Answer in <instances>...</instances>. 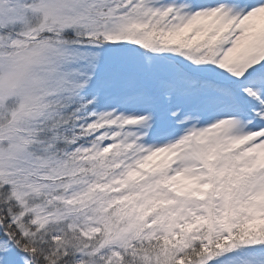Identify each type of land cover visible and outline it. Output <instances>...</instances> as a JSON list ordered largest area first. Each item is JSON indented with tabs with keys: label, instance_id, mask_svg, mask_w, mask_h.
Listing matches in <instances>:
<instances>
[{
	"label": "rangeland",
	"instance_id": "1",
	"mask_svg": "<svg viewBox=\"0 0 264 264\" xmlns=\"http://www.w3.org/2000/svg\"><path fill=\"white\" fill-rule=\"evenodd\" d=\"M176 3L180 21L170 25L169 5ZM175 27L180 32L170 35ZM88 29L118 35L125 46L47 36ZM263 69L264 0H0V183L40 227L98 234L96 248L85 242L79 250L87 264L102 245L110 247L105 264H264ZM210 78L236 92L197 88ZM75 104L99 112L105 131L96 151L127 173L123 195L133 209L119 222L99 213L120 189L118 175L103 181L112 183L110 196L95 195L85 177L67 179L78 167L59 163L41 144L40 132ZM40 149L49 156L40 157ZM61 178L67 182H56ZM152 204L163 216L153 234L176 246L188 242L187 232L171 240L182 231L173 212L198 205L187 229L206 237L205 255L182 263L173 260L178 248L142 254L134 242L143 227L137 220ZM204 208L207 214H197ZM18 254L0 239V264H26Z\"/></svg>",
	"mask_w": 264,
	"mask_h": 264
},
{
	"label": "trees",
	"instance_id": "2",
	"mask_svg": "<svg viewBox=\"0 0 264 264\" xmlns=\"http://www.w3.org/2000/svg\"><path fill=\"white\" fill-rule=\"evenodd\" d=\"M169 6L172 10L170 13L172 16L170 25L172 23H178L180 21V12L177 11L178 4H170ZM144 21L147 23V20ZM138 25H140V23ZM145 29L146 32L148 31L147 34H150L149 29L144 26L143 31ZM193 29L195 28L192 27L191 30ZM175 31L180 32L178 30V27H175L173 31H170V35L174 34ZM182 32L189 35V31H186V29ZM47 36L57 38L60 41H74V43L78 45L110 44L125 46L124 40H120V37L118 35H106L103 32L96 33L90 29L84 30L79 34L68 30H60L57 32L54 31ZM186 68L189 70L191 69L189 66ZM194 78L196 80L195 75L193 76V79ZM199 83L201 88L204 87V85L206 86V84H209L211 86L214 85V87L216 85H221L219 86V88H223L222 90L227 93L235 91L232 86L226 84L225 81H222L221 79L219 81L210 78L202 82H197L198 89ZM78 106V104H75L72 107L67 108V115H65V117H60V121L57 126L49 128L46 131L42 130L43 132H40L41 140L43 141V143L41 142V144L43 146L49 147V152L55 158H57L59 163H71L72 165L78 167L79 169L77 170L75 176H68L69 178L67 179H77L85 177L87 186L91 187V191L95 192V195L104 193L103 196H106V192H110L109 187L112 186V183L109 184L111 186L104 187L103 181L107 180V173H116L118 175V186L120 187V189L118 188V190H115V193H111L113 199L109 198L107 200H104V205L100 209L99 213L101 216L107 215L105 216V218L107 223L109 224H111L114 220H117V222H119L118 218L121 217L120 215L133 209L128 208L125 201L126 194L125 197L123 195V192L125 191L124 189H126V185L128 183V179L126 178L127 173L120 174L118 172V167H114V163H111L110 159L107 156L103 158L102 154L96 151V147H98L97 144L100 142L102 138L101 136L105 131V127L96 122L99 112H91L90 107H87V109L83 111L84 108L82 109V107ZM79 110L83 111V114L81 113L82 115L78 114ZM38 152H40V157L42 158L46 157L47 155L49 156L48 152L44 149H40ZM56 182L63 183L67 181L65 180V178H61ZM110 182L112 181H109V183ZM203 184L204 180L201 184H199L201 185L199 191H202ZM107 195L110 196V194ZM210 195H212V197H219L218 191L213 192L211 189ZM227 196L232 206V204H234V197L232 196V193H227ZM201 197L205 198L203 196ZM118 198H120V200H118ZM100 200L101 199H98V201ZM144 205L146 204L144 203L142 206ZM155 206V204H152L150 210L144 212L145 216L141 218L139 217L140 219L137 220L138 225H142L143 227H140V233H137L134 242L138 241L141 243L140 244L137 242L136 244H139V250L142 254L153 256L157 252L159 253L166 250L172 251V249L175 250V248H178L175 253L174 251L172 252L173 260L176 259L177 262L182 261V263L194 261L205 255V253L203 252L204 247H211L210 245H208L209 242H207L206 237L202 235L201 238L197 236L195 239L194 235H192V233L187 229V227H189L188 225L190 224L188 217L189 215L196 213L194 211H196V207L198 205L193 208H188L181 214H178L176 211L173 212L176 217H179L177 219H180L178 220L179 222L177 221V228L179 231H182L178 233L173 232L170 235V237L172 238L171 240L173 241V239H177V235H180L179 233L187 232L185 241L188 243H184L179 246H176L174 243H170V238L168 236L165 237V234L163 233L159 234V232H157L153 234L155 230H152L151 228H155L157 224L159 226L160 223L163 222V220L160 221L161 217H163L162 214H160L161 212L159 213V211L161 210L159 209V207L155 208ZM152 208L154 209V211H152ZM178 208H180L181 210L184 209L181 207ZM200 212H202L203 214H207L205 208L203 210H199L197 214H200ZM156 215L157 217L155 218L154 216ZM226 215V211L221 212L220 218L225 217ZM154 220H156L157 223H155ZM182 226L187 230L182 229ZM202 228L206 227L202 226ZM83 230V228L76 226L64 229L61 224L40 227V223H35L34 215L31 212L29 213L27 210H25L24 207L16 200V198H14L11 193L10 185H3L2 183H0V239H4L5 241L7 240V243L9 241V244L11 248H13V251H17L19 253L18 255H24V258H26V264H87V261L84 262L81 258L79 251L80 248L83 247V244L85 242L91 243V245H93L92 248H96V246H98L97 244H100L101 240L100 236L98 234H95L93 231H88L87 229L84 231ZM158 230H160L159 227ZM145 231L147 232L145 233ZM93 234H95L93 238H87L89 235L91 236ZM140 235L141 238L138 240L137 237H139ZM85 236L87 237L85 238ZM209 237H211V234L209 235ZM191 241H195V245L190 244ZM129 242V246H132L133 244L135 245V243H132L131 241ZM164 243L170 244L168 245L169 247H165ZM99 251H101V256L98 253V258L93 262V264H105V261H103L102 259V255L110 256L109 246L102 245ZM116 256L117 255H115V257ZM110 262L116 264V261H114L113 259L112 261L109 260L107 264H109Z\"/></svg>",
	"mask_w": 264,
	"mask_h": 264
}]
</instances>
